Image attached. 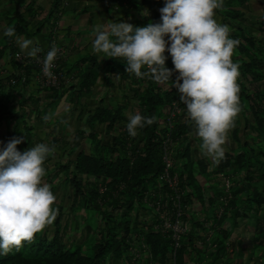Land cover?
<instances>
[{
	"label": "trees",
	"instance_id": "16d2710c",
	"mask_svg": "<svg viewBox=\"0 0 264 264\" xmlns=\"http://www.w3.org/2000/svg\"><path fill=\"white\" fill-rule=\"evenodd\" d=\"M60 1L55 0L52 12L57 27L64 11V2ZM160 1L158 9L165 4ZM236 2L244 4L245 0ZM229 10V18H243L235 9ZM160 17L159 11L156 18L145 17L140 22L143 25L150 19L160 22ZM18 24L15 31L22 28ZM232 29L230 38L240 41L234 49L233 61L239 65L237 84L242 111L228 133L225 158L217 165L201 154V141L191 134L194 129L187 119L186 105L180 102V93L175 86L171 87V81L168 85H158L141 80L125 71L124 60L110 58L103 70V63L96 61V57L89 59L91 65L81 73L85 87L79 91H93L94 80L105 72L120 75L125 95L96 109L81 108V116L87 117L73 133L74 146L69 143L54 149L53 144L57 145L59 138H53L49 147L54 151L44 162L43 182L50 185L56 197L53 204L58 210L56 220L36 233L31 242H24L20 251L0 255V264H106L108 255L113 264H121L123 254H132L133 250L139 252L142 264H174V261L177 264L178 254L184 261L181 264H185L189 243L198 241L194 231L208 228L212 235L217 232L223 235V230L226 236L233 233L228 232V226L220 227L221 220L215 221L213 227H209L208 218H198L194 223L188 220V213L197 207L200 209L195 210L196 216L204 210L218 211L224 207L225 198L229 204L235 200L231 209H240L236 200L242 192L251 200V191L264 188V20L257 28L251 25L248 31L251 36ZM52 32L48 51L61 45L58 29L54 27ZM8 49L14 50V37L5 36L3 54ZM165 55L167 67L174 69L171 54L165 52ZM16 62L15 72L0 77V141L3 142L0 148L14 137L12 129L23 138L17 145L23 152L37 142L45 143L33 140V131L37 132L35 123L49 121L44 117L54 109L60 90H51L43 98L46 102L42 101V106L38 95H29L19 102L8 100L9 88L29 83L33 68L37 70L36 65ZM178 74L174 71L172 79ZM67 78L64 76L63 81ZM109 83L110 88H116L113 82ZM9 101L14 105L13 111ZM137 112L145 117L154 116L156 122L138 129L136 137H130L126 129L128 114ZM77 119L82 124V118ZM13 120L16 122L11 127ZM203 169L209 180L202 176ZM222 173L241 174L242 179L233 181L232 199L216 185ZM135 207L138 210L132 219ZM258 207L256 213L264 218V195ZM227 211L228 208L224 216ZM238 213L241 217L242 212ZM250 215L251 209L243 213L245 219ZM177 225L182 227L174 238ZM93 235L94 243L89 249L87 243ZM220 237L219 234L215 242L211 241L217 244V253H224ZM254 241L264 245V231L257 229Z\"/></svg>",
	"mask_w": 264,
	"mask_h": 264
},
{
	"label": "clouds",
	"instance_id": "9594fccd",
	"mask_svg": "<svg viewBox=\"0 0 264 264\" xmlns=\"http://www.w3.org/2000/svg\"><path fill=\"white\" fill-rule=\"evenodd\" d=\"M223 6L224 0H165L164 6L159 9V23L149 22L146 26H136L120 20L97 26L91 44L93 54L101 60L105 57L124 60L125 71L141 80L147 79L158 85H168L171 81V87L175 86L180 93V102L186 105L187 119L194 129L191 134L201 141V154L217 165L225 158L224 145L228 133L235 127V120L242 111L237 84L239 65L233 61L234 49L240 41L230 38L228 26L219 24L214 18V10L222 9ZM143 14L149 13L146 10ZM0 28H3L4 36L15 37L19 50L14 49V61L37 66L35 79L38 97L41 98L39 102L44 101L43 98L51 94V90L65 88L62 67L65 52L62 44L41 53L42 49L34 46L32 39L18 36L14 27L0 25ZM165 52L171 54L174 69L167 67L168 57ZM58 55L54 70L58 80L48 81L54 79L52 69ZM42 58L45 77L41 74L39 62ZM174 71L179 73L175 80L172 79ZM11 82H15L14 79ZM27 109L28 112L31 111V106ZM44 119L48 120L49 117L45 116ZM155 122L154 116L129 113L126 129L130 137H136L138 129ZM22 141L23 138L13 137L5 147L0 148V255H8L13 250L20 251L24 242H31L36 233L52 225L58 214V210L53 208L56 197L50 185L43 182L46 175L43 165L54 149L47 143H37L21 152L17 145ZM224 174L220 175L216 185L220 190H226L225 195L232 199L233 181L237 175ZM259 189L264 191V188ZM225 200L228 202L226 198ZM237 205L242 208L246 202L241 201ZM239 219L242 224L240 229L231 224L223 226L220 223L223 229L228 226V232L233 231L230 235L226 236L224 230L223 235L220 232L212 236L205 235L207 255L208 251L217 246L212 243L211 238L219 234L222 242L226 238L231 239L227 246L230 252L235 251L236 233L248 230L245 226L247 219L242 215ZM176 227L174 238L182 226ZM254 231L255 229L251 232ZM255 236L249 238L246 233L243 242L248 240L251 243ZM198 242L203 243V239ZM194 245L195 243H189L186 263L189 262ZM261 248L263 253L264 245ZM197 253L201 255V252ZM141 259L137 258L139 261Z\"/></svg>",
	"mask_w": 264,
	"mask_h": 264
},
{
	"label": "crops",
	"instance_id": "0c3cea01",
	"mask_svg": "<svg viewBox=\"0 0 264 264\" xmlns=\"http://www.w3.org/2000/svg\"><path fill=\"white\" fill-rule=\"evenodd\" d=\"M160 0H65L63 4V16L60 18L58 27L54 25V16L52 15L53 4L55 0H0V25L4 27H14L19 23L16 34L26 39H32L34 46L42 49L41 53L48 49L49 39L52 35L53 28L58 29V40L64 46V59L62 67L64 70L66 80L65 88L59 91V99L56 101L54 109H50L46 114L49 121L45 123H35L37 130L35 141L45 142L51 145V141L55 138L58 142L54 145V149H59V145L71 144L74 146L72 139L76 128L83 125L85 116H81L80 109H96L103 104L115 103L122 99L125 95V86H122L119 80V74L116 73H102L94 82L93 91L79 90L85 87L81 78V73L84 68L91 65L90 60L96 57V61L103 63L102 69L106 68L105 61L110 58L105 57L103 60L92 51V40L94 37V29L97 26L104 24L119 22L120 20L127 21L136 26H139L142 18L138 17L139 11H146L148 15L154 19L159 13L157 8ZM165 0H162L164 2ZM232 1V2H231ZM136 2L138 3L136 5ZM157 5V6H156ZM142 7V8H141ZM235 9L243 18H229V8ZM161 8V7H160ZM214 18L219 24L227 25L230 34H233L232 28H237L246 35L251 36V25L254 28L258 27L259 22L264 20V0H245L244 4L236 2V0H224V6L219 11L214 13ZM153 23H159L156 20ZM229 19V20H228ZM227 20V21H226ZM149 22V21H148ZM141 23L140 26H146ZM5 45V36L3 35V28H0V54H3L2 48ZM239 47V45L237 46ZM19 50L14 37V49ZM15 51L8 49L4 52L0 59V77H5L11 72L17 70L14 61ZM40 54V53H39ZM85 58H87L85 60ZM90 59V60H89ZM117 63V62H116ZM118 64V63H117ZM126 63H124V66ZM33 68L29 75V83L20 87L9 88V99L19 102L21 98L26 96L38 95V84L35 79L36 70ZM105 75H107L105 77ZM107 79V80H106ZM110 80V81H109ZM113 82L116 88H110L109 85ZM7 87L5 90L7 91ZM82 93V95H81ZM79 94V95H78ZM83 96V97H82ZM51 100V99H50ZM46 102V101H43ZM43 102H40L43 104ZM13 104L10 107L13 109ZM57 117V118H56ZM82 118V124H78L77 118ZM53 120V122H52ZM56 120V121H55ZM51 124V125H50ZM79 127V128H80ZM68 128V129H67ZM67 129V130H66ZM236 131V130H235ZM52 134V135H51ZM44 139V140H43ZM36 141V142H37ZM50 141V142H49ZM87 141V140H86ZM85 141V142H86ZM38 143V142H37ZM234 179H242L239 175ZM264 185V183H262ZM260 184V186H262ZM242 194V193H241ZM211 249V248H210ZM241 252L233 255L235 251L226 253L216 252V248L208 251L209 256H215L212 259V264H251V245L248 240H244L241 244ZM262 253V250L257 251ZM245 256L247 261H244ZM255 256V255H254ZM263 257V255H261ZM260 257L255 256L253 261H260Z\"/></svg>",
	"mask_w": 264,
	"mask_h": 264
},
{
	"label": "rangeland",
	"instance_id": "374dc122",
	"mask_svg": "<svg viewBox=\"0 0 264 264\" xmlns=\"http://www.w3.org/2000/svg\"><path fill=\"white\" fill-rule=\"evenodd\" d=\"M138 3L136 2V5ZM142 13H143L142 10L139 11L138 12V17L143 18V14ZM149 22H151V21L149 20ZM141 23L142 22H140V24ZM140 24H139V26H140ZM48 90H50L49 87H48ZM6 97L9 98V94L8 93H6ZM58 99L59 98H56L54 100V105L56 104V101ZM15 122H16V120H13L11 122V127L14 126ZM52 122H53V120H52ZM11 133H12V135L14 137H18V131H13L11 129ZM35 134H36V132L33 131L32 135H35ZM35 139H36V136L33 137L34 141H35ZM203 170L204 171L201 173L202 176L205 179L209 180V175H207V172H206L205 169H203ZM263 195H264V191L263 190H259L258 189L254 193H253V191H251V200H250V198L247 197V193H242V196L239 197L236 200V203L239 204L242 201V202H246V205L243 206L244 208H240V209H237V208H235L234 210L231 209V208H233V204H234L235 200L233 201V203L230 202V204L228 203L229 201L228 202L224 201V203H225L224 207H222L221 209L219 208L218 211L214 212L212 210V212L210 213V211H205L204 210V211L201 212V214H199V216H196L194 214L195 210H199L200 209L199 207H197V208H195L194 210H192V211H190L188 213V220H189L190 223H194L198 218H202V217L203 218H208L209 227H213V225H215V221L221 220L220 223L223 226H226L227 224H231V226H233L234 228L240 229V227L242 226L241 221H240V219L238 217L240 213H238V215H236V211H241L242 212L241 215L243 216V213L245 211H248L249 209H251V215H250L249 218H247V225H245L248 228L247 232L242 230L241 232H237L236 233V238H235V241H234L235 252L233 254L235 256L236 254H238V253H240L242 251L241 250V244L243 242L244 235L246 233L249 235V238H252V237H254L256 235L257 229H261L262 231H264V218H262L261 213H256L259 210L258 205H259V203L261 201V197ZM214 200H215V198H214ZM213 206H214V204H213ZM226 208H228V211H227V213L224 216L223 214H224ZM212 209H213V207H212ZM137 210H138L137 207H135V209L131 212V218L132 219H133L132 214H135L137 212ZM218 213H220V214H218ZM99 222H101V221H99ZM253 229H255V231L251 232ZM193 233H194L195 237H198V239H196V240L203 239V243L195 241V245L193 247V252H191L190 255H189V262H187L185 264H212V259H214L216 257L215 256H208L205 253V249H206V246H207V241H206L205 235L211 234V231L208 228H206V231H203V229H202L200 231H194ZM211 236H212V234H211ZM214 239H215V236H213L211 238L212 241ZM230 240H231L230 238H226L222 242L223 249H224L223 251L227 255L230 254L229 248L227 247L228 241H230ZM93 243H94V235L89 239V241L87 243V248L90 249L92 247ZM250 245L253 246V248H251V264H262V263H264V253L263 254L257 253V251L262 249L261 248V244L260 243L258 244V241L257 242L252 241L250 243ZM196 251L197 252H201V255H199ZM128 254H129L128 252H126L125 255L123 254V259H122L121 264H142L141 260L140 261L137 260V258H139V255H138L139 252L133 250L132 254H129V256H127ZM254 255L257 256V257H260L261 258L260 261H258V262H255L256 260L253 261V258H255ZM261 255H263V257ZM247 257L248 256H245V259H244V261H246V262H248L247 261ZM111 258H112L111 255L106 256V261H105L106 264H113ZM182 262H184V261L181 258H179V254H178L177 264H181ZM114 264H117V263H114ZM174 264H176L175 261H174ZM226 264H228V263H226Z\"/></svg>",
	"mask_w": 264,
	"mask_h": 264
},
{
	"label": "built area",
	"instance_id": "2783aa9c",
	"mask_svg": "<svg viewBox=\"0 0 264 264\" xmlns=\"http://www.w3.org/2000/svg\"><path fill=\"white\" fill-rule=\"evenodd\" d=\"M59 50V49H58ZM58 58H59V55L57 56V58H56V60H55V66L53 67V69H52V72L54 73V70H55V68H56V66H57V60H58ZM42 60H43V58L42 59H40V65H41V74L45 77V75L43 74V72H42ZM58 80V75L57 74H55L54 73V79H50V80H48V81H57ZM48 84H52V83H48Z\"/></svg>",
	"mask_w": 264,
	"mask_h": 264
}]
</instances>
